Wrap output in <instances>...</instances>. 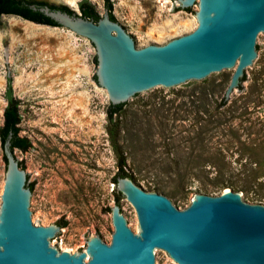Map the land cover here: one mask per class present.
I'll use <instances>...</instances> for the list:
<instances>
[{"label": "rangeland", "instance_id": "1", "mask_svg": "<svg viewBox=\"0 0 264 264\" xmlns=\"http://www.w3.org/2000/svg\"><path fill=\"white\" fill-rule=\"evenodd\" d=\"M36 1L80 16L81 0ZM88 1L102 17L104 0ZM110 3L116 22L141 48L162 46L197 26L198 7L184 11L177 0ZM94 57L93 45L66 28L0 16V128L10 80L21 118L19 136L30 143L26 152L14 149L13 154L33 184L37 226L66 224L51 246L74 254L91 236L110 243L120 158L137 187L159 188L178 210L196 194L218 196L226 190L264 206V37L258 66L227 101L232 72L205 86L154 91L122 110L113 126L107 120V93L94 79ZM4 176L0 143V196ZM118 205L137 234L133 207L125 198ZM154 264L176 263L154 250Z\"/></svg>", "mask_w": 264, "mask_h": 264}, {"label": "water", "instance_id": "2", "mask_svg": "<svg viewBox=\"0 0 264 264\" xmlns=\"http://www.w3.org/2000/svg\"><path fill=\"white\" fill-rule=\"evenodd\" d=\"M177 1L182 10L198 7L195 30L144 48L110 20L106 8L95 23L48 6L29 8L93 45L95 81L112 106L125 103L126 110L154 91L205 86L232 72L223 97L227 101L232 92L237 94L243 75L259 64L264 0ZM11 135L2 145L0 264H154V250L176 264H264V206L247 204L239 193L226 190L218 196L196 194L187 208L178 210L166 196L145 192L120 176L116 190L133 207L138 233L115 204L109 244L91 236L80 253L57 250L51 244L62 237L60 226H37L36 198L14 157Z\"/></svg>", "mask_w": 264, "mask_h": 264}, {"label": "trees", "instance_id": "3", "mask_svg": "<svg viewBox=\"0 0 264 264\" xmlns=\"http://www.w3.org/2000/svg\"><path fill=\"white\" fill-rule=\"evenodd\" d=\"M104 3H105V8L108 10L110 20L116 22L114 16L112 15V5L110 3V0H104ZM30 5L48 6L52 10H61L68 14L74 13L73 11L69 10L65 6H56V5H52V4H48V3L40 2L36 0H0V16H16V17L22 18L23 20L30 21L36 24L46 25L50 27H58L57 24H55L49 18L43 16L41 13L32 11L29 8ZM78 9H79L80 17L84 19L92 20L94 23L100 19V16L95 11L94 6L88 0H81L78 3ZM184 11H188V9H184ZM94 63L96 65L95 57H94ZM243 79H244V75L240 79V82H242ZM4 98L6 100V107L3 111V124L0 128L1 147L5 139L7 138L8 134L11 133L12 134L11 135L12 151L14 149H18L21 152H26L30 148V143L28 142L26 138L19 136L18 126L20 124L21 118L18 113V101L12 96V93H11L10 80H8L7 82V87H6ZM124 106H125V103L115 105V106H112L109 104V107L107 109V120L110 126L114 125V120L116 119L117 116L120 115ZM3 161L5 162V165H6V160L4 156H3ZM18 164H19V167L22 169L20 163ZM124 165H125L124 159L120 158L119 172L113 179V183L116 184L117 176L128 177L129 179L133 181V177L123 171L122 168ZM26 186L30 189V191H32L33 184H28V185L26 184ZM156 192L158 194L162 193V191L159 188H156ZM233 192H237V190H234ZM113 195H114V200L116 204H118L120 198H123V196L116 189L113 191ZM65 225H66L65 223L60 224V228H64Z\"/></svg>", "mask_w": 264, "mask_h": 264}]
</instances>
